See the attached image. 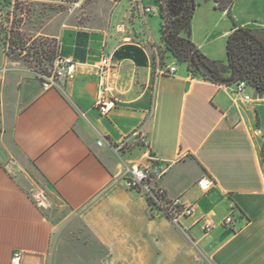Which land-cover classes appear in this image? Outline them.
Instances as JSON below:
<instances>
[{"label": "crops", "instance_id": "0c3cea01", "mask_svg": "<svg viewBox=\"0 0 264 264\" xmlns=\"http://www.w3.org/2000/svg\"><path fill=\"white\" fill-rule=\"evenodd\" d=\"M113 17L50 34L77 63L65 93L45 91L0 44V264H11L15 252L22 264H49L60 231L74 220L104 251L99 264H264V91L250 87L245 101L236 82H213L186 63L177 66L169 53L167 66L177 72L159 77L151 49L163 48L162 29L156 41L142 28L151 30L153 17L137 9H117ZM236 23L264 42V22ZM232 29L223 33L226 45ZM190 41L217 64L206 50L210 39ZM103 57L115 64L106 78L98 73ZM218 67L223 79L232 78L230 65ZM101 97L113 102L107 115ZM140 126L150 153L171 164L161 185L194 208L181 229L151 216L145 195L122 180L125 164L147 163L146 149L133 140L119 156L108 145ZM38 177L59 213L49 201L47 209L35 202ZM203 179L213 186L201 189ZM231 214L235 230L222 224ZM207 219L215 226L209 234Z\"/></svg>", "mask_w": 264, "mask_h": 264}, {"label": "rangeland", "instance_id": "374dc122", "mask_svg": "<svg viewBox=\"0 0 264 264\" xmlns=\"http://www.w3.org/2000/svg\"><path fill=\"white\" fill-rule=\"evenodd\" d=\"M146 2L152 6L157 4L155 0ZM195 4L194 17L182 33L190 37V40H196L198 44L204 45L207 39H210L206 50H211L217 58V64L227 71L229 64L223 33L233 26L234 21L228 14L222 17V10L217 8L214 0H195ZM134 7H136L134 0H0V44L11 62L18 63L27 70L43 67L52 62L59 49L58 40L50 34L63 25L103 26L114 19L117 9L132 11ZM232 16L235 21L237 17L242 21L255 20L263 23L264 0H234ZM150 17H153L151 30L146 25V32L144 25L143 32L152 35L158 41L161 37L163 19L161 16ZM151 53L154 55V62L158 53L161 63L167 65L169 54L164 43L163 48L156 45V49H151ZM174 61L177 66H185L178 60ZM189 63L190 59L186 64ZM192 69L197 71L194 66ZM38 178L35 179L38 184L35 192L43 191L53 212L59 213V203L49 197L44 181ZM147 201L151 216L163 215L174 226L182 228L181 222L180 224L173 222L162 210L154 207L148 199ZM103 255L104 251L96 245L81 222L74 220L60 231L52 248L49 264H99Z\"/></svg>", "mask_w": 264, "mask_h": 264}, {"label": "built area", "instance_id": "2783aa9c", "mask_svg": "<svg viewBox=\"0 0 264 264\" xmlns=\"http://www.w3.org/2000/svg\"><path fill=\"white\" fill-rule=\"evenodd\" d=\"M157 6L147 4L146 0H134V9L144 17L153 16L157 13V8L160 7V2L155 0ZM157 52V51H156ZM156 75L157 76H174L177 72L175 66H165L161 63L158 56L155 59ZM115 68V64L111 57H103L98 66V73L102 78H106L111 70ZM35 78H37L45 91L55 89L65 93L68 84L76 79L77 63L70 57L65 56L58 49L52 62L43 67H37L28 70ZM235 92L238 96L243 97L245 101H249L250 97L247 90L250 88L246 80H239L235 83ZM98 106L102 115H107L113 105V102L101 97L98 101ZM135 140L146 149L147 163L143 166L125 164V172L122 180L131 191H136L144 194L149 202L156 208L162 210L173 222L180 224L181 220L191 217L194 214V208L186 204L181 198L170 197L167 190L161 185V181L167 171L170 163L158 161L149 150L144 127L140 126L131 135L118 145L108 144L111 150L120 156L124 149ZM106 142L101 139L98 146L102 147ZM213 182L207 179L199 181L198 185L203 190H208L213 186ZM34 200L41 208H48V199L43 191L34 193ZM223 226L236 229L235 214L229 215L223 221ZM215 226L211 219H207L204 224L205 234H209L214 230ZM22 253L15 252L12 256L11 264H22Z\"/></svg>", "mask_w": 264, "mask_h": 264}, {"label": "trees", "instance_id": "16d2710c", "mask_svg": "<svg viewBox=\"0 0 264 264\" xmlns=\"http://www.w3.org/2000/svg\"><path fill=\"white\" fill-rule=\"evenodd\" d=\"M214 1L217 8L227 12L234 21L226 45L227 58L232 69V78L228 80L237 76V81L246 80L250 87L264 91V42L251 29L236 23L232 16L234 0ZM158 2L161 3L162 37L166 52L182 63L190 59L188 68L191 72L205 75L199 67L203 65L213 72L214 79H211L213 82L225 80L220 75L218 65L205 57L190 40L181 36L194 17L195 0H159ZM192 66L196 67L197 71L193 70ZM262 156L264 161V145Z\"/></svg>", "mask_w": 264, "mask_h": 264}, {"label": "water", "instance_id": "95a60500", "mask_svg": "<svg viewBox=\"0 0 264 264\" xmlns=\"http://www.w3.org/2000/svg\"><path fill=\"white\" fill-rule=\"evenodd\" d=\"M198 63H199V61H198ZM200 67V69H201V71L208 77V78H210V79H214V74H213V72L207 67V66H203V65H200L199 66ZM237 79H238V77L237 76H235L234 77V79H232V80H218L217 81V83H219V84H224V85H230V84H233L234 82H236L237 81Z\"/></svg>", "mask_w": 264, "mask_h": 264}]
</instances>
